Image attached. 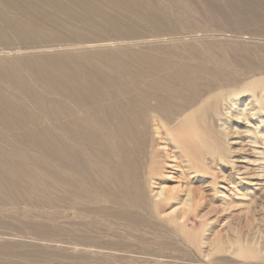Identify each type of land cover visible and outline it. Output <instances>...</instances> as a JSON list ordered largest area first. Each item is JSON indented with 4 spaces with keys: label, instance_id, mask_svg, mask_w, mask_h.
<instances>
[{
    "label": "rangeland",
    "instance_id": "374dc122",
    "mask_svg": "<svg viewBox=\"0 0 264 264\" xmlns=\"http://www.w3.org/2000/svg\"><path fill=\"white\" fill-rule=\"evenodd\" d=\"M123 1L133 2L134 9L142 7V16H148L150 22H141V17L129 13L123 15L127 21L124 17L123 21L121 17L115 19L120 35L114 37L123 43L109 44L114 41L104 39L102 44L92 43L96 48L86 41L74 43L84 51H148L153 47L178 46L184 53L191 47L209 56L220 70L237 76L239 84L221 87L220 94L226 97L218 101L206 103L203 95L182 112L179 120L197 106L208 105L207 113L200 114L196 120L199 124H195V135L204 140L200 150L205 151H200L198 160L182 156L168 139L158 140L151 135L148 152L141 157L150 209L121 211L111 206L108 215H100L93 211L94 205H84L81 218L82 211L69 208L72 201L63 203L57 187L49 193L26 194L27 202L17 196L16 205L0 195V264H264V0ZM104 8L110 15L119 14L113 7ZM110 29L109 26L106 32L112 34ZM62 32L66 37L73 36ZM56 35L8 38L15 47L3 50L0 46V59L36 54L61 58L78 52H62V36ZM23 44L44 46L23 50ZM75 62L67 58L47 63L67 64L73 73ZM80 62L88 64L86 60ZM42 84L50 86L44 81ZM241 87L244 91L236 94ZM230 92L235 93L231 99ZM12 133L18 141L22 140L18 134L21 131ZM156 146L161 148L156 153L155 165L159 167L149 168L147 155L158 149ZM36 151L30 150L32 155ZM169 152L171 157L166 158ZM8 157L29 166L32 163L15 154ZM175 159L183 164L177 167ZM149 169L155 176L149 174ZM169 173L174 180L169 179ZM159 186H167L173 192L154 201L150 196ZM193 190L195 194L191 193ZM236 203L241 204L235 207ZM247 251L256 256L239 255Z\"/></svg>",
    "mask_w": 264,
    "mask_h": 264
},
{
    "label": "bare ground",
    "instance_id": "6f19581e",
    "mask_svg": "<svg viewBox=\"0 0 264 264\" xmlns=\"http://www.w3.org/2000/svg\"><path fill=\"white\" fill-rule=\"evenodd\" d=\"M106 5L119 14L104 12L108 9L104 8ZM132 5L133 2L123 0H0L3 50L15 47L8 38H43L57 33L62 36L59 43L64 42L59 45L65 50L62 52L78 51L72 57L36 54L0 59V195L12 204H18L17 196L27 202L26 194L49 193L57 187L63 203L72 201L69 208H78L82 213L84 205H94L93 211L100 215H108L111 206L121 211L147 210L150 208L141 157L148 152L151 135L158 140L168 139L188 159H197L203 151L200 148L204 140L195 135V124H199L196 120L200 114L207 113L208 105L197 106L179 120L181 114L203 95L207 97L206 103L226 97L219 89L236 87L240 81L237 76H232L229 70H220L209 56L191 47H185L184 53L178 46L153 47L148 51L133 48L84 51L74 43L86 41L96 48L92 43L104 39L114 41L109 44L122 42L114 37L120 35L115 28L116 18L123 21L124 17L127 21L123 15L133 13L142 18L141 22H150L148 16H142V7L134 9ZM105 25L107 30L111 27L112 34L106 32ZM62 31L72 34V39ZM24 44L20 49L44 46ZM67 58L76 60L73 73L67 64L47 63ZM43 81L50 86H44ZM240 91L244 88L236 94ZM234 95L228 94L230 99ZM14 130L21 131L18 134L22 140H17ZM157 148L147 155L149 168L159 167L155 165L156 153L161 148ZM35 149L37 153L32 155L30 150ZM12 154L32 161L31 165L12 161L8 157ZM179 162L175 159L177 167L183 164ZM168 177L174 178L172 173ZM172 192L167 186H159L150 197L158 201ZM83 216L84 213L80 217ZM254 253L239 252V255L246 258Z\"/></svg>",
    "mask_w": 264,
    "mask_h": 264
}]
</instances>
